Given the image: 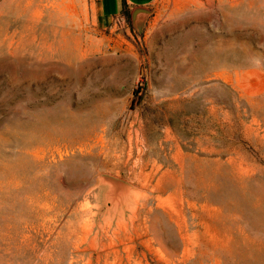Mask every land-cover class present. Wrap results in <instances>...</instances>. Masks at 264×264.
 <instances>
[{
	"label": "rangeland",
	"instance_id": "374dc122",
	"mask_svg": "<svg viewBox=\"0 0 264 264\" xmlns=\"http://www.w3.org/2000/svg\"><path fill=\"white\" fill-rule=\"evenodd\" d=\"M98 2L0 0V264H264V0Z\"/></svg>",
	"mask_w": 264,
	"mask_h": 264
},
{
	"label": "crops",
	"instance_id": "0c3cea01",
	"mask_svg": "<svg viewBox=\"0 0 264 264\" xmlns=\"http://www.w3.org/2000/svg\"><path fill=\"white\" fill-rule=\"evenodd\" d=\"M113 0H99L97 8L96 23L101 29H107L114 26L115 22L124 19V11L130 14L137 9L149 10V7L155 0H122V6L117 7ZM140 20L144 19L143 14L139 16Z\"/></svg>",
	"mask_w": 264,
	"mask_h": 264
},
{
	"label": "water",
	"instance_id": "95a60500",
	"mask_svg": "<svg viewBox=\"0 0 264 264\" xmlns=\"http://www.w3.org/2000/svg\"><path fill=\"white\" fill-rule=\"evenodd\" d=\"M143 14L144 19L140 20L139 16ZM152 15V12L149 10H134L131 13V22L135 29H138L140 26H142L143 22L146 21L150 16Z\"/></svg>",
	"mask_w": 264,
	"mask_h": 264
},
{
	"label": "trees",
	"instance_id": "16d2710c",
	"mask_svg": "<svg viewBox=\"0 0 264 264\" xmlns=\"http://www.w3.org/2000/svg\"><path fill=\"white\" fill-rule=\"evenodd\" d=\"M124 14H125L128 18L130 17L129 12L124 11ZM135 95H136V93H135Z\"/></svg>",
	"mask_w": 264,
	"mask_h": 264
}]
</instances>
